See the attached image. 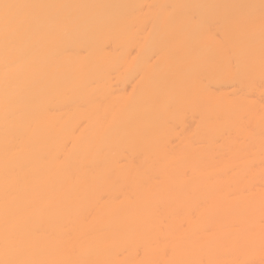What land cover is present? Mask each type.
Here are the masks:
<instances>
[{
    "label": "bare ground",
    "instance_id": "bare-ground-1",
    "mask_svg": "<svg viewBox=\"0 0 264 264\" xmlns=\"http://www.w3.org/2000/svg\"><path fill=\"white\" fill-rule=\"evenodd\" d=\"M0 264H264V0H0Z\"/></svg>",
    "mask_w": 264,
    "mask_h": 264
}]
</instances>
